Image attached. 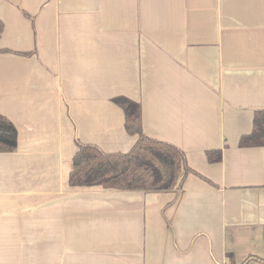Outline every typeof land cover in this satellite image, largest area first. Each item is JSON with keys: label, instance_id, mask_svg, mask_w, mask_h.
Listing matches in <instances>:
<instances>
[{"label": "crops", "instance_id": "crops-1", "mask_svg": "<svg viewBox=\"0 0 264 264\" xmlns=\"http://www.w3.org/2000/svg\"><path fill=\"white\" fill-rule=\"evenodd\" d=\"M0 21V264L264 259V146H239L264 109V0H0ZM120 96L184 152L178 190L69 185L78 142H136Z\"/></svg>", "mask_w": 264, "mask_h": 264}, {"label": "trees", "instance_id": "trees-1", "mask_svg": "<svg viewBox=\"0 0 264 264\" xmlns=\"http://www.w3.org/2000/svg\"><path fill=\"white\" fill-rule=\"evenodd\" d=\"M2 26L0 21V33ZM114 102L123 111L126 132L137 135L136 142L124 153H107L95 145L78 142L72 157L69 185L145 192L181 188L185 176L191 172L184 152L169 142L152 138L143 132L138 102L121 96L114 98ZM14 140L12 123L0 115V151L12 150ZM239 146H264V109L254 112L251 132L239 139ZM206 157L209 162H216L220 159V151L208 150ZM249 260L264 262L260 257L248 255L239 264H246ZM229 264H235L231 256Z\"/></svg>", "mask_w": 264, "mask_h": 264}]
</instances>
